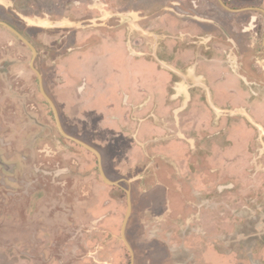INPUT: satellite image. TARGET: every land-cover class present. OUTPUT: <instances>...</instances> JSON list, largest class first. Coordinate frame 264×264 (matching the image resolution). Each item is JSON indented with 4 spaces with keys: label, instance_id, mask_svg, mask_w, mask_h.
Segmentation results:
<instances>
[{
    "label": "flooded vegetation",
    "instance_id": "obj_1",
    "mask_svg": "<svg viewBox=\"0 0 264 264\" xmlns=\"http://www.w3.org/2000/svg\"><path fill=\"white\" fill-rule=\"evenodd\" d=\"M241 3L242 0H0V216L10 215L13 210L23 219L14 236L0 234V264H57L54 260L60 256L63 260L75 257V249L89 245L88 241L86 246L76 242L77 235H83L80 228L90 227L91 240L97 243L93 226L98 224L114 226L113 230L120 227L118 241L126 253L123 263L143 264L149 252L158 250L157 238L162 234L171 237L175 232L172 214L168 219L147 216L149 211L164 208L155 202L146 205L149 192H140L146 185L144 164L165 158L170 161L166 169L175 176L180 173L192 179L203 174V184L216 180L218 191L213 190L199 205L190 207L214 204L215 213L228 223L229 235L220 236L223 246L219 238L212 237L204 248L228 260L232 258L234 264H264V225L256 229L258 209L264 205V0ZM123 42L136 60L161 57L160 66L176 79L168 87L170 91H163L165 79L154 77L156 96L168 95L170 99L164 106L166 110L171 109V100L180 101L170 110L179 130L174 141L163 144L164 151L156 143H143L138 130L131 129L134 120L128 111L113 117L118 127L106 135L115 138L118 131L126 136L121 143L122 155H116L110 149L116 144L114 140L102 143L103 136L90 116L93 110L83 106L86 99L93 100L94 81L93 74L81 71L89 68L100 74L95 65L93 68L98 56L115 58L114 70H120L118 65L123 60L117 54ZM106 66H112V62ZM88 75L92 79H86ZM241 84L249 92L244 95L249 108L241 105L225 109L215 103V94H234L236 85ZM131 85H136L132 92L135 100L147 92L139 91L138 82L131 81ZM194 89L209 97L214 121L230 116L244 118L248 123L228 124L222 133L205 139L187 137L180 129V115L190 109ZM148 99L136 108H146ZM130 100L126 95L125 104L136 111ZM40 104L51 109L53 120L41 118ZM200 114L198 109L199 118ZM130 129L133 132L127 138L126 130ZM178 136L189 141L183 144L189 146V156L184 155L186 147L175 142ZM223 143H227L224 148ZM203 148L210 151L206 153ZM153 149L166 156L152 157ZM81 151L90 154L92 159L87 158L96 163L95 175L85 172L87 158ZM227 158L236 160L238 183L243 186L238 191L228 183L229 178L221 177L220 166ZM117 164L120 169L114 167ZM211 167L217 169H211L213 178L207 179L205 169ZM136 170H140L137 175L133 174ZM205 190L209 191L207 187ZM242 191L250 194L249 216L228 215L225 197L230 196L234 206L244 207L242 200H235ZM122 198L125 211L117 208ZM110 211L116 213L114 223L109 219L105 222L108 216L103 214ZM141 211L145 213L137 228L143 241L136 243L134 240L140 237H134L132 226L139 221ZM192 217L193 214L186 216L185 224L191 223ZM152 232L150 239L148 234ZM3 237L9 245L2 243ZM225 243L234 246L229 249ZM242 245L250 246L243 252ZM23 247L24 251H20ZM227 249L233 252L228 254Z\"/></svg>",
    "mask_w": 264,
    "mask_h": 264
},
{
    "label": "rangeland",
    "instance_id": "obj_2",
    "mask_svg": "<svg viewBox=\"0 0 264 264\" xmlns=\"http://www.w3.org/2000/svg\"><path fill=\"white\" fill-rule=\"evenodd\" d=\"M241 4L249 5V0H242ZM121 50L122 51L118 52L117 54V56L119 55V57L123 60V63H121V65H118L120 67V70H122L121 72L120 70H117L116 72L114 70L115 58H105L103 56H98L96 58L97 60H95L96 63L93 64V68L95 65L100 74L90 71L89 68L81 71L84 74H89L90 76H92L93 74L94 81L93 100L88 101L86 99V104L83 106H85L86 109L93 110V112L90 113V116L93 120V126L103 136L102 143H105L106 139H110V141L111 139L114 140L113 143L116 144L110 145V149H114L116 155H122V153L120 152L122 150L121 143H124V141L126 140V136L121 135V133H119L118 131L117 134H114L115 138H111V136L106 137V135L111 134V132H113V130L118 127L113 121V117L124 116V114H127L128 111L131 115V118L134 120V124L131 123V129L133 131H135L136 129L138 130L139 137H141L144 141L143 143H156L154 145H156V147L159 146L161 148L160 150H163V144L167 142L171 143V141H174L175 134L179 130L176 125L177 118L176 116L171 114L170 110L178 106L180 104V101L174 102V100H171L168 104L171 109L166 110L164 106H166L167 101L170 99L168 98V95H163L161 97L156 96L158 95V88L155 84L154 77L158 76L161 77L162 80L165 79V83L167 85L163 88V91H170V88L168 87L174 84L176 79L172 77L173 73L165 70L160 66L159 60L161 57H147L146 60H136L135 58H132V56L128 53L127 47L125 46L124 42L123 49ZM110 61L112 62V66H106L110 63ZM189 64L191 65V63H188L187 65ZM141 69H145L146 72ZM89 75L86 79H92V77H90ZM121 79L124 80L123 84L119 83V81H122ZM131 81H135L140 84L139 91H147L145 94L138 96L137 100H135L132 95V92L135 90L134 86L136 85H131ZM231 84L232 83H230V85ZM209 85L211 84L209 83ZM31 87L32 89L35 88L32 85ZM235 91L236 93L230 95H228L227 92H224L225 94L220 92L215 94V103L225 109H235L241 105L249 108L248 104H245L247 97H245L244 95H249V92L245 88V86L243 84H241V86L236 85ZM126 95L131 97L130 103L134 105V108H136L139 104L144 103L145 100L149 98L148 102L146 103V108L142 110L136 108L137 110L133 111L131 106L125 104ZM35 100L36 102H39L37 99ZM82 100L83 99H81L80 102ZM85 101H82V103H84ZM61 106L63 109V105ZM189 107L190 109L187 110L185 114L180 115V120H182L180 129L183 134H187V137L194 138L198 136L201 139H205L207 135L215 136V134L222 133V130L227 127L228 124L233 125L234 123H238L240 121L248 123L246 122V120H244V118L236 117L232 119V117L230 116L226 118L216 119V121H214V114L211 113V111L213 113L214 111L210 106V99L204 91L198 89H194L191 91V102L189 103ZM40 109L43 113L41 115V118H47L50 120L54 119L50 108L44 106L43 104H40ZM198 109L201 112L200 118L196 115V111ZM85 113H88V111H86ZM131 129L126 130L127 138H131L130 134H132L133 132ZM231 133L232 132H230V134ZM160 137L161 139L155 141L156 138ZM178 137L179 139L175 141L177 144L181 145L182 147H186L185 145L189 144V141L184 138V136ZM225 138L228 139L226 135ZM229 138H232V136H229ZM200 141H198V143ZM226 144L227 143H223V148L226 146ZM165 149L172 150V147H167ZM188 149H190L189 146H187L184 151V155L186 156H189L190 154ZM199 150L202 151L201 149ZM203 150L206 153L210 151V149L206 148H203ZM163 151L158 153L153 149V152H151L150 155L152 157L161 158L166 156ZM213 151H215V148L213 149ZM81 152L86 158L90 157V159H92L90 154L88 155L87 152ZM235 161L236 160L227 158L225 160L224 166H220V169H223V171H220V173L222 175V178L225 177V180L229 178L230 180L228 183L235 185L236 187L233 190L237 189L238 191L242 189L243 186H240L238 183L240 182V180L237 178L238 174L235 171ZM151 162L152 163H150L148 160V163L144 164V167L141 164V166L145 170L143 176L146 177V185H143L144 187H141L140 192H149V194L145 196L146 205L147 203L155 202L156 206H163L164 209L149 211L147 212V216H160L161 219H168L169 214H172V217H175L176 224L175 232H173L171 237L162 234L160 238H157L155 244L158 245V250H156V253L155 251L149 252L143 264H234L232 258L228 260L224 256H217V252L204 248V245L207 244V242L211 241V239H213L212 237H214V239L219 238L220 245H224V239H220V236L229 235L227 230V228H229L228 223H223V218H219L217 212L215 213L214 204L209 207L203 208H198V206L196 208L194 207L196 205H199L204 197L207 198V195L210 192H212L213 190L218 191V188H215L214 185L216 180L212 183L203 184V174L201 175V177L195 176V178L193 177L192 179L187 177L185 174L180 173L178 174L179 176H175V173L166 169V164L168 165V163L170 162L166 158ZM172 166L175 167V165ZM199 166L197 167V169L199 168ZM114 167L116 169H120V164H117ZM133 169L135 170L134 167ZM211 169L216 170L217 168L211 167L210 169H205L207 173V179L213 178V175L210 174ZM89 171H91V173L95 175L97 173V166L96 163L93 164V161H90L89 158H87L85 164V172ZM139 172L140 170H136L133 174L137 175ZM192 173L196 174L197 172L193 169ZM251 173L253 174V171H251ZM200 183L202 184L200 185ZM151 185L153 186V190L150 189ZM206 187L209 189V191L205 190ZM226 192L228 193L229 191ZM197 193H199V195H197ZM242 193L243 194H241L240 196L235 197V200L237 202L242 200L240 203L244 205V207L239 205L240 208L233 205L234 200L232 198L229 199L230 196L225 197V206L228 209V215H236L240 216V218L242 216H249L250 194L249 191H242ZM210 196L211 195H209V197ZM107 199L109 200L110 198L108 197ZM54 202L55 203L53 205L55 206L56 201ZM191 204L194 205L193 208L190 207ZM120 207H123L125 211L126 205L123 198L118 203L117 208L119 209ZM9 213L10 215H7L6 213L0 216V234H3L2 236H6L7 238L14 236L13 234L16 232V229H20L19 225L23 220L21 219V217H19V214L14 212L13 210V214L11 213V211H9ZM144 213L145 212L141 211L138 214L139 221H136L132 226V231L135 238L140 237V230L137 227L143 220ZM191 214H193L191 223L185 224L184 218ZM253 214L257 215L255 213ZM115 215L116 213L111 211L109 213L105 212L103 216H108L105 222H107V220L109 219V222L114 223ZM196 216H198V219L195 218ZM258 216L259 217L256 218V229H259L262 227V225H264L263 204L258 209ZM152 217L151 220L154 219ZM97 218L99 217L97 216ZM108 225L111 224L108 223ZM113 227L114 226L108 228L106 227V224H98V226H93V238L97 237V243L91 240L90 233H88L90 232V227L89 229L80 228L83 235H77L76 242L80 246H82L83 242L86 246V242L88 241L89 245L84 247L83 249H75L77 252V254H75V257L66 258V260H63L60 256L57 260L54 261L57 262V264H127V261L123 263V253L125 252L124 247L118 241L120 237V227L118 226L114 230ZM108 229H112V231ZM149 230L153 229L151 228ZM109 232L114 233L115 235L112 236L109 234ZM153 235V232L148 234L150 239ZM1 240L4 244H10L9 241H7L8 239H4V237ZM134 241H136V243H140V241H143V238L140 237L139 240ZM145 241L148 242L147 239ZM92 242L95 243V248L93 249ZM225 244L229 249L234 246V244ZM249 246L250 245H242L243 252H245ZM91 249L93 250V258L90 256L92 255ZM20 251H24V247L22 249L20 248ZM20 251H18L17 253L19 257L21 256ZM1 252L3 251H0V256H3V253ZM232 252L233 250L228 251L227 249L228 254ZM86 255L88 256L86 257ZM112 256H114L116 259L113 260ZM86 259L93 260V263L84 262ZM40 262V264L43 263L42 261Z\"/></svg>",
    "mask_w": 264,
    "mask_h": 264
},
{
    "label": "crops",
    "instance_id": "obj_3",
    "mask_svg": "<svg viewBox=\"0 0 264 264\" xmlns=\"http://www.w3.org/2000/svg\"><path fill=\"white\" fill-rule=\"evenodd\" d=\"M85 36V35H84Z\"/></svg>",
    "mask_w": 264,
    "mask_h": 264
}]
</instances>
